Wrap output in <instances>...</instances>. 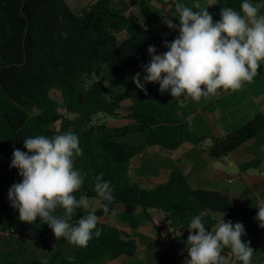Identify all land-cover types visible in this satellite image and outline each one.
Segmentation results:
<instances>
[{"label":"trees","instance_id":"obj_1","mask_svg":"<svg viewBox=\"0 0 264 264\" xmlns=\"http://www.w3.org/2000/svg\"><path fill=\"white\" fill-rule=\"evenodd\" d=\"M157 2L177 16L173 0ZM242 2L217 0L214 6L201 8L218 21L222 8L240 11ZM172 19L179 26V20ZM178 35V30L166 24L145 26L131 12L129 0H93L79 12L72 11L65 0H0V233L6 236L0 247V264H86L134 257L138 251L135 238L103 221L115 213L132 229L137 228L139 219L150 222L160 239L165 238L166 230L172 231L176 245L162 259L163 264H181L174 255L178 248L187 259L188 225L196 215L208 230L224 218L240 222L247 233L264 238V228L251 208L219 192L193 188L178 167L170 170L164 183L152 188L132 176L133 160L147 149L173 151L185 143L200 144L205 136L188 120L183 105L187 99L173 98L170 92L162 94L158 83L145 85L146 92L139 89L112 95L99 77L104 67L114 76L143 72L142 66L151 60L148 47L154 45L156 54H162L168 50L163 42ZM53 91L61 93V104L52 98ZM127 101L130 104L124 107ZM98 115H121L129 123L109 126L95 121ZM68 131L78 135L83 152L75 159V167L84 175L76 195L100 201L97 227L102 234L93 236L83 248L64 238L57 240L39 218L32 224L20 221L8 198L10 187L22 182L18 170L10 167L14 148L27 151L24 140L31 135L52 138ZM263 131L264 115L260 114L237 131L213 139L209 154L224 157ZM258 165L248 163L241 170ZM101 174L110 182L115 197L108 215L103 214L102 201L92 190L95 177ZM62 212L57 210V214ZM85 214L77 210L70 223L75 225ZM29 239L41 240L43 254L28 252ZM224 255L230 257V264L235 260L228 249Z\"/></svg>","mask_w":264,"mask_h":264},{"label":"clouds","instance_id":"obj_2","mask_svg":"<svg viewBox=\"0 0 264 264\" xmlns=\"http://www.w3.org/2000/svg\"><path fill=\"white\" fill-rule=\"evenodd\" d=\"M173 2L177 13L173 18L179 20V26L168 17L164 23L179 35L163 42L168 50L162 54H156L154 45L148 47L151 60L142 66L143 83L140 72L132 77L136 87L146 92L145 85L158 83L162 94L170 92L173 98L199 102L217 96L221 90L238 91L251 83L264 63V14H260L264 0H243L240 11L224 7L218 21L198 2L192 6L182 0ZM24 147L27 151L14 148L10 164L22 182L14 183L8 192L20 221L32 224L39 218L57 240L64 238L71 245L87 247L93 236H101L102 229L97 227L100 216L89 197L76 195L84 184V175L75 167V159L83 155L78 135L72 131L52 138L31 135L25 138ZM92 190L102 201L103 214L108 215L115 199L110 182L98 175ZM257 207L256 219L264 228V202ZM58 209L62 214H57ZM77 210L86 214L73 225L70 221ZM188 230L185 264H230L223 254L225 249L241 264H251L254 250L250 241L242 240L246 235L242 223L223 218L208 230L196 215Z\"/></svg>","mask_w":264,"mask_h":264},{"label":"crops","instance_id":"obj_3","mask_svg":"<svg viewBox=\"0 0 264 264\" xmlns=\"http://www.w3.org/2000/svg\"><path fill=\"white\" fill-rule=\"evenodd\" d=\"M66 2L72 11L79 12L93 0H66ZM167 8L169 10V7ZM183 105L192 128L199 135L205 136L204 141L200 144L185 143L173 151H166L160 147L147 149L145 153L159 154L162 164L158 163L153 173L140 178V183H145L146 186L142 184L144 187H155L168 179L172 168L178 167L184 172L193 188L227 195L236 204L251 208L256 218L257 206L260 202H264V131L245 142L233 153L221 158L211 157L209 149L213 139L223 138L251 122L257 115H264V68L258 71L251 83H245L238 91L221 90L217 96L202 98L199 102L189 98ZM139 159L142 163L145 160L144 155L139 156ZM252 162H259V165L256 168L241 170V166ZM213 217L219 218L215 214ZM108 219L103 221L108 223ZM146 229L153 231L150 222ZM125 231L133 236L129 229ZM170 231V229L166 230L165 234L169 235ZM260 239L264 238L256 233L246 232L242 237L245 243L251 242L250 246L254 250L251 264H264V241ZM259 245L262 249L258 247ZM178 249L184 257V250ZM175 257L177 258L176 255ZM226 257L230 259L229 256ZM119 259L111 262H117ZM178 261L185 264L184 261ZM232 264L240 263L233 260Z\"/></svg>","mask_w":264,"mask_h":264},{"label":"rangeland","instance_id":"obj_4","mask_svg":"<svg viewBox=\"0 0 264 264\" xmlns=\"http://www.w3.org/2000/svg\"><path fill=\"white\" fill-rule=\"evenodd\" d=\"M66 1V0H65ZM190 2L191 4L200 3L201 7H211L217 3V0H185ZM131 11L138 16V18L143 22L145 26L154 27L156 25H164V18L168 17L172 19V14L169 12L167 7L160 5L157 0H130ZM262 69L264 68V63L261 64ZM138 73L137 71H129L120 76H114L107 67L103 68V71L99 77V80L103 82L106 86H108L111 90V94H117L124 91L134 92L139 90L135 83L132 80V77ZM141 73V83H143V75H145L144 71ZM52 98H54L59 104L62 103L61 93L59 91H53L51 93ZM129 101L123 103V106H128ZM95 121L100 123L108 124L109 126H122L128 124L129 121L125 119L123 116L119 117H109L98 115L95 118ZM145 160L140 162L139 157H136L131 166V173L134 179L140 183V178L146 177L153 173L156 169L157 164H162L161 156L157 153H143ZM142 180V179H141ZM143 181H145L143 179ZM152 183V182H148ZM146 186L145 183H142ZM141 184V185H142ZM142 185V186H143ZM91 207L96 209L100 206V201L98 199H90ZM106 221V220H104ZM107 222L111 225L121 227L124 231L128 229L131 231L133 237L135 238L138 244V251L134 257L131 258H121L117 262L111 261H103L101 263L98 262H89L86 264H163L162 259L171 252L175 247V243L173 241L172 231H170L169 235L165 234L164 239L157 238L153 231L146 229L148 222L145 220H138V226L136 229H132L131 226L127 223H122L120 220V215L115 213L111 216ZM168 238V241L166 240ZM254 240V239H252ZM263 240L264 239H260ZM6 236L0 233V247L5 243ZM30 247L28 248V252L33 254H43L45 248L40 239L31 240L29 239ZM259 248L262 247L259 245ZM179 249H175L174 253L177 256L178 260L184 261L185 258L180 254ZM224 254V252H223ZM111 262V263H110ZM256 264V263H252Z\"/></svg>","mask_w":264,"mask_h":264},{"label":"built area","instance_id":"obj_5","mask_svg":"<svg viewBox=\"0 0 264 264\" xmlns=\"http://www.w3.org/2000/svg\"><path fill=\"white\" fill-rule=\"evenodd\" d=\"M166 240L168 241V238Z\"/></svg>","mask_w":264,"mask_h":264}]
</instances>
